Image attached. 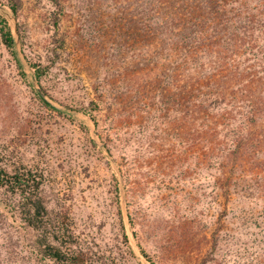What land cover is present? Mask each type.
<instances>
[{
  "label": "trees",
  "instance_id": "16d2710c",
  "mask_svg": "<svg viewBox=\"0 0 264 264\" xmlns=\"http://www.w3.org/2000/svg\"><path fill=\"white\" fill-rule=\"evenodd\" d=\"M49 2L53 25L61 29L70 4ZM74 2L104 20L105 29L100 31L95 19L80 22L72 39L59 37L60 47L51 43L46 57L28 59L29 65L42 84L63 60L64 45L73 41L76 57L90 49L110 64L105 76L93 75L95 95L82 112L95 122L110 154L118 152L122 161L126 193L134 197L127 199L128 217L142 255L151 264H172L198 236L209 237L215 206L220 210L215 224L224 229L213 232L212 242L208 238L211 247L199 264H264V0ZM23 4L0 0L17 18ZM18 34L0 9L1 41L26 74L20 25ZM77 36L93 43H78ZM99 57L90 59L96 63H89L90 70L92 65L98 68ZM38 93L46 105L63 112ZM104 108L101 127L98 114ZM42 184L30 170L10 172L0 165V190L20 197L19 207L31 225L49 215L40 195ZM116 186L120 198L118 179ZM151 190L158 197H180L181 192L194 197L195 191L203 197L198 219L185 215L175 200L172 215L147 224L154 251L142 241L135 227L139 213L133 211L138 207L135 197ZM230 215L238 223L229 237L224 220ZM35 252L53 264L87 261L77 250L51 244Z\"/></svg>",
  "mask_w": 264,
  "mask_h": 264
},
{
  "label": "rangeland",
  "instance_id": "374dc122",
  "mask_svg": "<svg viewBox=\"0 0 264 264\" xmlns=\"http://www.w3.org/2000/svg\"><path fill=\"white\" fill-rule=\"evenodd\" d=\"M66 1L71 12L64 16L61 29L53 25L50 14L53 6L49 0H24L19 18L0 6L18 38V26L21 27L25 45L20 43L19 48L26 66V74H23L16 58L0 38V165L10 172L30 170L42 179L40 195L49 213L31 225L19 207L20 197L0 190V264H53L40 259L35 252L50 244L77 250L84 254L86 264H151L142 255L132 232L127 199L133 201L134 197L126 193L118 152L110 154L97 134L95 122L82 112V107L91 105L95 95L90 87L93 75L105 76L104 72L111 69L110 64L104 63L103 56L100 58L90 49L81 51L76 57L77 42L73 41L64 45L63 60L43 78L42 84L36 81L29 65V60L46 57L51 43L60 47L59 37L65 35L72 39L80 22L95 19L100 31L105 29L104 20L98 19L93 11L74 0ZM76 38L78 43H93H87L89 37ZM96 55L100 60L98 68L90 60ZM38 90L63 112L46 105ZM104 111L105 108L98 114L101 127ZM135 198L138 207H133V211L139 213V216L135 213V227L150 251H154V246L147 224L160 215H172L175 200L182 205L183 213L194 219L201 216L203 209V197H199L197 191L194 197L184 192L180 197H158V193L151 190L150 195ZM211 211L213 224L209 237L198 236L190 249L172 264L201 262L211 247L208 238L212 242L213 232L217 228L224 229L215 224L219 208L214 206ZM237 223L233 215L224 220L229 237ZM58 230L60 236L55 238Z\"/></svg>",
  "mask_w": 264,
  "mask_h": 264
}]
</instances>
